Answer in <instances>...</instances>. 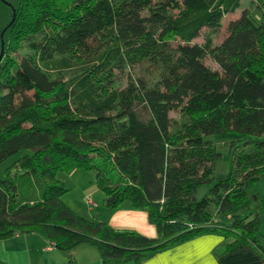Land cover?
<instances>
[{"label":"trees","instance_id":"16d2710c","mask_svg":"<svg viewBox=\"0 0 264 264\" xmlns=\"http://www.w3.org/2000/svg\"><path fill=\"white\" fill-rule=\"evenodd\" d=\"M241 1L19 0L0 60V163L13 158L0 238L38 232L65 252L89 243L119 264L215 232L224 251L250 245L264 258V0L219 43L192 42ZM73 169L95 170L106 207L144 208L156 235L76 214L57 178Z\"/></svg>","mask_w":264,"mask_h":264},{"label":"crops","instance_id":"0c3cea01","mask_svg":"<svg viewBox=\"0 0 264 264\" xmlns=\"http://www.w3.org/2000/svg\"><path fill=\"white\" fill-rule=\"evenodd\" d=\"M124 205V209L132 217L130 221L114 224L99 217L95 221L107 222L116 229L135 230L151 235V229L144 221L147 213L141 210L134 212L135 208L129 203ZM147 223L151 224L149 221ZM225 241L219 233H201L166 248L154 250L139 263L127 261L119 264H264V258L252 246L224 251ZM70 258L73 259V264H116L112 261L104 263L96 247L89 243H81L65 252L52 246L38 232L0 238V264H69Z\"/></svg>","mask_w":264,"mask_h":264},{"label":"rangeland","instance_id":"374dc122","mask_svg":"<svg viewBox=\"0 0 264 264\" xmlns=\"http://www.w3.org/2000/svg\"><path fill=\"white\" fill-rule=\"evenodd\" d=\"M19 0H0V33L3 30V28L8 24V22L11 19V6L16 7ZM249 7L250 11L253 10L254 5L251 0H242L241 1V7L238 8L234 13L224 16L221 19V24L215 29H211L209 27H203L199 35L192 40V42L196 43H203L205 40V37L210 35L212 38L213 43H219L227 34V23L230 19L237 17L241 9L243 7ZM254 17L258 16L257 11H253ZM8 36V30L4 32V39H6ZM1 41V40H0ZM27 48L21 49L18 53L14 54L13 56L15 59L19 57V55L24 51L28 52L26 50ZM9 54V53H8ZM204 64L212 69H218L217 65L209 58L206 57L203 60ZM127 70H124L120 72L117 76V81L115 86L122 88L126 85L127 82ZM29 92L28 94H30ZM169 117L172 119V121L180 122L183 118V115L179 113L178 111H171L169 113ZM219 148L224 149V146H222L220 143L217 144ZM20 154V153H19ZM18 156V155H17ZM20 156V155H19ZM13 159V158H12ZM12 159H9L5 162L0 163V177L2 176L3 169L12 161ZM217 170L222 171L223 173L227 170V161L223 160L221 163L218 164ZM95 170H87V169H73L69 172H63L60 171L57 174V178L63 183V185L68 189L66 194L63 196V202L72 209L76 214L86 218V219H93L101 218L106 221H110L111 223H125L127 221H130L132 217L128 214V212L124 209V204H128V201H124V203L118 208H109L106 207L103 203L104 200V193L99 189L96 179H95ZM254 189L262 196L264 197V176L260 177L259 180L254 185ZM90 199L92 202H94V205L90 207V205L87 203V200ZM254 200V199H253ZM252 201V200H251ZM259 203L254 200L251 202V207L255 210V207ZM130 208V207H128ZM256 209L260 210L259 207ZM136 210L145 211L144 208H138L133 209L135 212ZM262 213V212H261ZM264 217L261 214V218ZM214 220L216 222H220L218 217L214 216ZM145 223L150 227L151 235L142 233L147 236H155L156 230L153 225H149L147 223V216L145 215L144 218ZM221 224V222H220ZM262 224V220H261ZM222 225V224H221ZM141 233V232H139Z\"/></svg>","mask_w":264,"mask_h":264},{"label":"water","instance_id":"95a60500","mask_svg":"<svg viewBox=\"0 0 264 264\" xmlns=\"http://www.w3.org/2000/svg\"><path fill=\"white\" fill-rule=\"evenodd\" d=\"M11 19H10V21L8 22V24L3 28V30L1 31V33H0V60H1V58H2V56H3V53H4V44H5V40H4V37H3V35H4V32L12 25V23H13V21H14V19H15V7H13V6H11Z\"/></svg>","mask_w":264,"mask_h":264},{"label":"built area","instance_id":"2783aa9c","mask_svg":"<svg viewBox=\"0 0 264 264\" xmlns=\"http://www.w3.org/2000/svg\"><path fill=\"white\" fill-rule=\"evenodd\" d=\"M87 203L90 205V207L94 205V202H92L90 199L87 200Z\"/></svg>","mask_w":264,"mask_h":264}]
</instances>
